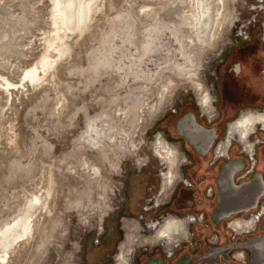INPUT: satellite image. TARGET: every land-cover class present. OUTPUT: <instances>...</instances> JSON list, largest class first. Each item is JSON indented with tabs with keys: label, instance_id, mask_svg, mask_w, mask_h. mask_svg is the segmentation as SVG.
Instances as JSON below:
<instances>
[{
	"label": "rangeland",
	"instance_id": "rangeland-1",
	"mask_svg": "<svg viewBox=\"0 0 264 264\" xmlns=\"http://www.w3.org/2000/svg\"><path fill=\"white\" fill-rule=\"evenodd\" d=\"M198 1L96 0L58 56L46 53L56 28L53 0H0V264H124L115 260L124 242L125 264H177L246 236H235L227 222L258 214L264 197L257 208L214 222L224 168L244 166L239 184L252 167L239 143L227 158L218 146L242 113L264 111V0H208L202 41L194 27ZM242 28L246 36H237ZM45 53L55 60L47 70ZM31 69L41 77L28 79ZM201 85L216 99L211 120L197 105ZM190 115L217 132L205 156L180 134ZM255 138L248 182L264 178V130ZM160 139L188 160V185L171 194ZM168 215L204 217L191 226V242L182 240L170 256L160 246L135 249L137 241L154 242L157 221L147 223ZM22 217L29 228L15 239ZM253 234L264 235V216Z\"/></svg>",
	"mask_w": 264,
	"mask_h": 264
},
{
	"label": "bare ground",
	"instance_id": "bare-ground-1",
	"mask_svg": "<svg viewBox=\"0 0 264 264\" xmlns=\"http://www.w3.org/2000/svg\"><path fill=\"white\" fill-rule=\"evenodd\" d=\"M83 1H82L83 2L82 3L81 0H53L52 16H53V24L55 25L56 28H55L54 37L52 36V38L47 41L46 53H48L49 50L52 49L53 51L57 52L58 56H60V55H62V53L65 50H67L66 47L64 48L65 45L62 44L64 36H66L68 32H71L74 29H76L77 27L75 28V25L79 26L85 21L86 17L88 16V14L91 10V4L96 0H83ZM220 1L224 2V0H220ZM257 2H258V0H257ZM211 16H212L211 6L208 3V0H199L198 6H197V14L195 16V22H194L195 26L194 27L197 29L196 31H197L198 39H200L201 41L204 40V38L206 37V35L209 31L210 24H211ZM46 53L43 56V60H42V66L41 67L43 70L44 69L47 70L55 62V60L52 61ZM38 70H36V69L29 70L27 72V78L30 79L31 81H35L36 79H38V77H41V74L38 72ZM197 91H198V94L200 96L198 101H200L202 108L205 111H207L208 113L212 112V103H211V98H210L209 93L206 90L201 89V86L197 87ZM238 121H237V123L233 124L230 127V129H229L230 137L227 140H225L226 142H225L224 147L227 148V146L229 144H231L230 142L233 139H237L240 143H243L245 146H247L248 147L247 149H251L254 144H252L249 141L250 137L254 134V131L256 130V128L259 129V128L264 127V116L258 115L257 117H254V115H253V117H251V116L246 115ZM179 131H180L181 135H184L186 138L189 139L190 143L196 148L197 151L201 152L202 155L206 151H208L214 143V139L211 138V133L208 132L206 129L200 127L197 124V122L195 120H193L192 117H186L180 123ZM159 141H160V145H161V150L164 151L165 154L168 156V160L165 164V165H167L166 174H165V189L169 190V189H172L174 187L175 182L178 179L177 177H178V170H179V165H180L179 160L180 159L178 157L176 148H171L166 143V141H164V140L160 139ZM220 151H222V150H220ZM177 164H178V166H177ZM222 180L224 182V179H222ZM153 200L148 201L147 208H146L147 211H149L152 208L150 205H151V202H153ZM253 220H255V219H253ZM28 221L29 220L27 217H22L17 222L16 227H19V230H17V233L14 236L15 239L20 238L22 236L21 233L22 232L25 233L28 230V228H29L28 227ZM124 221H123V225H124ZM153 222L154 221H150L147 224H150ZM252 222L248 224V229L253 231V229L255 227V223H252ZM137 223H139V222H137ZM256 224H257V222H256ZM123 225H122V227H123ZM237 225H239V224H237ZM152 227L156 228L155 231H153L154 229H152V230L150 229L151 232H149L150 235H152V237H153L152 239L155 241L153 243H161V244L163 243L166 246L174 245L179 240V238L186 235L187 228H188L187 223H185V221H181V220L173 218V217H167V218H163L161 220H157V222L154 223L152 225ZM231 227H233V225ZM238 228H239V226H238ZM13 231H14V229H13ZM10 234H11V232L9 230H6L3 233L2 238L3 239L5 238V241H6V239H8L10 237ZM5 241H3L2 243L5 244L3 246L5 248H7L9 246L10 241H6V243H4ZM12 243H13V241H12ZM144 245H145L144 242H140V241L136 242L137 247H143ZM124 255H125V252L121 251V253H119V257L116 260H120V261L122 260V262L125 264V261L123 259Z\"/></svg>",
	"mask_w": 264,
	"mask_h": 264
},
{
	"label": "flooded vegetation",
	"instance_id": "flooded-vegetation-1",
	"mask_svg": "<svg viewBox=\"0 0 264 264\" xmlns=\"http://www.w3.org/2000/svg\"><path fill=\"white\" fill-rule=\"evenodd\" d=\"M263 29H264V24H263ZM241 31L243 32L241 35H237V36H246V32H244V30H243V28L241 29ZM263 41H264V34H263ZM233 70H234V72L236 73V74H240V70H241V67H240V65H238V64H236V65H234L233 66ZM201 89H204V90H206L208 93H209V95H210V98H211V103H212V112H207V111H205L203 108H202V106H201V104H200V101H198L199 100V98H198V100H197V105L199 106V108L201 109V110H203L202 112H203V114L209 119V120H211L214 116H216V112H217V108H216V99H215V97L213 96V94H212V91L210 90V89H205L202 85H201ZM201 106V107H200ZM207 112V113H206ZM213 114V115H212ZM251 114V115H250ZM251 116V117H253V115H254V117H257L258 115H263L264 116V111H246V112H244V113H242L240 116H239V118H237L236 120H234L233 122H231L228 126H227V129H226V137H225V139L222 141V143L218 146V150L220 151V150H222V151H220V153H221V155L223 156V157H229L228 155H229V150L234 146V144H235V142H237V143H239L242 147H243V152L244 153H246V154H248L249 156L250 155H252V154H254L255 155V152H256V147H257V144H258V140L255 138V136H256V134L260 131V130H264V127L263 128H256V130L254 131V134L250 137V142L252 143V144H254L253 146H252V150L251 149H247L248 147L247 146H245L243 143H240L237 139H233L230 143L231 144H229L228 146H227V148H225L224 147V145H225V140H227L229 137H230V135H229V129H230V127L233 125V124H235V123H237V121L238 120H240V119H242L244 116ZM186 117H192L193 118V120H195L196 122H197V119H196V117L194 116V115H190V116H186ZM185 117V118H186ZM242 117V118H241ZM211 118V119H210ZM239 122V121H238ZM197 124L200 126V127H202V128H204V129H206L208 132H210L211 133V138H213L214 139V143H215V139L217 138V132H216V130H214V132L213 131H211V130H209L208 128H206V127H204V126H202V125H200L198 122H197ZM164 137V136H163ZM166 139V138H165ZM166 141H167V139H166ZM214 143H213V145H214ZM213 145H212V147H213ZM175 147H176V149H177V154H178V157H179V159H180V168H179V170H178V179L176 180V182H175V185H174V187L172 188V190H171V192H170V194L172 193V191L174 190V188L178 185V184H180V183H183V184H185V185H188L187 184V181L185 180V178H184V176H183V173H182V169H183V167H184V165L188 162V160H187V158H186V156L184 155V154H182L181 152H180V149H179V147L178 146H176V145H174ZM212 147L208 150V151H206L204 154H203V156H205L206 154H208L209 153V151L212 149ZM223 147V148H222ZM220 148V149H219ZM226 149V150H225ZM225 150V151H224ZM223 152V153H222ZM227 152H228V154H227ZM201 153V152H200ZM241 165V164H240ZM244 168V166L242 165V168L241 169H239V167H237V169H229L225 174H224V178L228 181V182H231V183H233L234 185H236V186H241L242 184H244V183H247L248 181L247 180H245V178L247 177V175L245 176V177H243V178H240V179H238L237 181L238 182H240V180H242V179H244L241 183H239V184H237L236 182H235V175H236V173L237 172H239V171H241L242 169ZM252 172H254V171H252ZM252 172H250L249 174H251ZM248 174V175H249ZM160 176H161V174H160ZM247 181V182H246ZM169 194V195H170ZM168 195V196H169ZM163 205V204H162ZM161 205V206H162ZM146 208H147V205H146V207L144 208V210H146ZM147 211V210H146ZM245 212H243V214H244ZM264 216V206L261 208V210H260V212L258 213V214H252L249 218H245L243 215H240L239 217H237V218H234V219H231V220H229L228 222H227V229H229V230H231V231H233L234 233H235V236H241V235H243V234H245L246 236H244V237H241V238H239L238 240H237V242L238 241H241L242 243H248V244H251L252 243V241H253V239L256 237L254 234H253V232H255L256 230H257V228L259 227V224H260V221H261V218ZM167 217H173V218H176V219H179V220H181V221H185V223H187V233H186V235L185 236H183V237H181V238H179V240L174 244V245H171V246H166L165 244H161V243H153V242H151L149 245H146V246H144V247H140V248H145V247H154V246H160V247H162L163 248V251L164 252H166L169 256L171 255V253L175 250V249H177L178 247H180V245L182 244L181 242H182V240H187V242L188 243H190L191 242V239L193 238V236H194V233L193 232H191V226H194V225H197L198 224V222H200V220L199 219H196V218H190V219H185V218H180V217H176V216H171V215H168V216H162L161 218H159V219H157V220H161V219H163V218H167ZM252 218V219H251ZM257 218V219H256ZM253 219H255V220H253ZM157 220H152V221H157ZM190 220V221H189ZM242 220V221H241ZM237 221V222H236ZM247 221V222H246ZM250 221V222H249ZM253 221V222H252ZM255 221V222H254ZM189 222V223H188ZM246 224H245V223ZM255 223V227H254V229H253V231L252 230H250V229H248V224L249 223ZM256 222H257V224H256ZM239 224V225H237V224ZM242 226H241V225ZM233 225V227H231ZM238 226H239V228H238ZM245 226V227H244ZM237 227V228H236ZM238 229V230H237ZM252 232V233H251ZM247 233V234H246ZM188 234V235H187ZM253 234V235H252ZM250 236H253V238L252 239H250ZM187 237V238H186ZM148 240H146V242H149L150 241V238L148 237L147 238ZM155 242V241H154ZM230 242V241H229ZM237 242H234V243H237ZM125 243V242H124ZM124 243H122V244H124ZM214 243L216 244V243H218V241L217 240H215L214 241ZM121 244V245H122ZM121 245L119 246V251H120V253H121ZM139 249V247H135V249ZM211 249H212V247H209L207 250H205V251H202V252H198L197 253V255H196V257H185L183 260H181V262L180 261H176L177 262V264L179 263V264H198L199 262H203L204 264H209L210 262H212V260L213 259H215V257L213 256V255H211ZM246 251V250H245ZM133 254V251L131 252V254L130 255H132ZM248 251H246V252H244V251H242V250H237V251H235L234 252V254H233V256H232V260H234V261H237V262H240V263H243V264H248ZM118 257H116L115 258V260L117 259ZM222 259V258H221ZM220 262H221V260H220ZM219 262V263H220ZM165 263V261H163V260H159V259H157V260H150V261H148L147 262V264H164Z\"/></svg>",
	"mask_w": 264,
	"mask_h": 264
},
{
	"label": "water",
	"instance_id": "water-1",
	"mask_svg": "<svg viewBox=\"0 0 264 264\" xmlns=\"http://www.w3.org/2000/svg\"><path fill=\"white\" fill-rule=\"evenodd\" d=\"M214 132V130H211ZM239 169L242 165H238ZM237 169V167H226L222 171L219 186L221 189L218 201V208L214 214V222L220 225L223 219L231 217L235 214L249 212L257 208L260 199L264 197V178L261 173L256 174L249 182L236 186L228 182L223 176L229 169ZM224 179V182L223 180ZM244 249L251 253V264H264V235L255 237L251 244L237 243L227 241L223 246L211 249V255L215 257L209 264H217L221 258L229 259L231 252Z\"/></svg>",
	"mask_w": 264,
	"mask_h": 264
},
{
	"label": "built area",
	"instance_id": "built-area-1",
	"mask_svg": "<svg viewBox=\"0 0 264 264\" xmlns=\"http://www.w3.org/2000/svg\"><path fill=\"white\" fill-rule=\"evenodd\" d=\"M250 158H251V160H252V167H251V170L250 171H248L247 173H246V175H248L250 172H252V171H254L255 170V166H256V161H255V159H254V154H252V155H250ZM245 175V176H246ZM245 176H243V177H245ZM242 177V178H243ZM241 214V213H240ZM238 215V214H237ZM203 215L202 216H200V218H199V220L200 221H202L203 220ZM217 240V239H216ZM218 241V240H217ZM234 243V242H233ZM216 244H218V243H216ZM240 250H243L244 252H246L244 249H240ZM235 251H237V250H235ZM235 251H233V252H231L230 253V255H229V258L231 259L232 258V256H233V254H234V252ZM167 256H169L168 254H167Z\"/></svg>",
	"mask_w": 264,
	"mask_h": 264
}]
</instances>
